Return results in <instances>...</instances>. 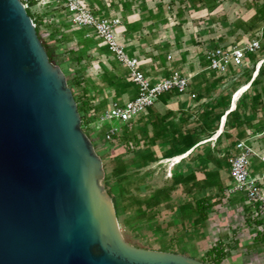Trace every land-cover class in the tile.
<instances>
[{"label":"rangeland","instance_id":"rangeland-1","mask_svg":"<svg viewBox=\"0 0 264 264\" xmlns=\"http://www.w3.org/2000/svg\"><path fill=\"white\" fill-rule=\"evenodd\" d=\"M89 2L95 8L96 13L114 15L120 20V36L123 37L124 42L126 41L127 46L135 48V52L141 59L149 54L152 58L165 59L170 63L169 66L178 65L182 74L190 76L192 89L197 94L196 99L183 104L189 113H187L186 124L180 123L183 115L176 117L175 122L172 121L173 119L165 120L160 132L163 137L156 139L154 131L147 127L149 124L143 123L140 117L131 127L133 131L130 130L136 135V145L122 143L119 145L123 147L121 153L113 155V152L108 151L113 143L106 142L104 132L111 127H118L119 121L113 119L87 122L88 119L91 120L89 114L95 113L94 117L97 119L109 104L120 102L112 97L115 91L106 89L109 84L106 72H110L104 69L107 67L110 70L106 64L107 61L102 57L96 59L97 54L94 47L80 48L79 43L75 41L77 35L74 28L76 27L57 25L56 22L59 19L53 15V12H46L45 15L40 16L51 6L34 7V9L41 10L38 16H32L38 21L41 41L45 42L48 50L52 52V63L61 68L66 76L67 84L69 82L72 85L69 88L73 94L80 96L85 86L90 94L88 98L91 99L94 96L91 102L93 111L86 113V123L81 124V128L92 141L96 153L102 158L107 176L111 174L118 162H122L129 171L135 174L142 175L149 172L151 176L147 181L152 184L155 190L153 194H155L159 188L163 189L165 184L173 183L168 173L170 168L174 169L175 173L184 174L190 170H210L209 172L215 177L210 181L211 183L224 180L227 186L222 193L230 199L237 196L228 194L231 186L227 180L226 155L223 154V150L229 148L231 144L238 141L237 138L243 135V138L239 140H248L257 153L255 159L260 158L264 162V131L253 132L251 129L264 116V25L262 23L264 21V0H89ZM124 27L127 28L125 36L122 33ZM255 34H261V49L255 54L248 55L250 63L247 66L230 69L225 74L212 73L204 69L205 64H202L201 54L205 48L246 42L254 38ZM167 56L171 59L168 60ZM99 59L104 62L103 65L97 63ZM152 62L153 60L147 61L146 65L150 67L149 64H154ZM260 64H263L261 69ZM118 69L125 76L122 80L128 84L126 71L122 67ZM259 70H261L257 77L259 83L247 88L236 99V105L240 100L242 103L234 113L233 119L237 122L241 120L243 122L241 127L225 131L222 127L225 122L223 123L222 119L230 110L234 95L246 82L254 79ZM152 73H155V70H152ZM78 79H81V85L76 87ZM93 88L99 92H95ZM206 123L209 124V128L218 124L211 138L221 130L222 135L219 142L215 138L206 143L210 139L206 140L209 130L207 127V131H204ZM190 130H193V133ZM188 133H191V144L197 143L199 146L194 153L185 158L186 151H181L184 152L181 153L180 150L184 149L185 136ZM226 135H230V138L225 137ZM208 144H210L209 148ZM119 146L115 149L120 148ZM150 156L155 157L156 160L160 159L159 162L145 164L143 167L139 165L141 158ZM165 157L168 159H163ZM175 158H178V161L172 163ZM204 158H208L209 161ZM114 185L115 180L110 181L108 189ZM131 187L133 188V185ZM189 188V183L177 184L171 192L173 202L190 204L195 197L185 194ZM210 192L217 193L215 189ZM149 193L145 191L138 194L141 203L147 200H144V196ZM197 198L201 197L198 195ZM142 206L143 209L145 205L142 204ZM158 209L155 210L157 214L155 217L167 220L170 212L161 210L157 213ZM221 209L217 207L215 212ZM137 210L135 205H130L124 211L120 208L118 222L122 235L130 244L141 248L152 247L153 244L145 241L147 240L145 237L148 236H145V233L147 234L149 229L146 225L142 226L144 224L141 221L136 220ZM216 216L218 217H213L214 221L211 223H218L220 230H225L229 222L231 223L235 218L232 213L228 216L218 213ZM211 223H208L209 226ZM247 227L245 224L241 226V230L246 233L244 238L248 242L245 247H241L240 241L238 243L233 239L235 235L232 231H226L228 235L225 240L228 243L221 242V244L226 246L228 256L226 255L221 264H264V226L255 228L258 230L255 243L252 241L251 233L248 235L250 230ZM207 240L209 242L210 239ZM216 242L217 240L207 243L206 248L210 249Z\"/></svg>","mask_w":264,"mask_h":264},{"label":"water","instance_id":"water-1","mask_svg":"<svg viewBox=\"0 0 264 264\" xmlns=\"http://www.w3.org/2000/svg\"><path fill=\"white\" fill-rule=\"evenodd\" d=\"M0 0V264H206L127 242L66 76Z\"/></svg>","mask_w":264,"mask_h":264},{"label":"crops","instance_id":"crops-1","mask_svg":"<svg viewBox=\"0 0 264 264\" xmlns=\"http://www.w3.org/2000/svg\"><path fill=\"white\" fill-rule=\"evenodd\" d=\"M53 15H55L57 17V19H59L58 22H56L57 25L60 24L63 26L64 25L65 26H71V24L69 23L68 19L65 16V14H63L61 12L60 13L55 12ZM104 15L106 17H109V18H116V16H114V15H109V16H107L106 14H104ZM120 26H118L115 30V32L118 36L119 43L125 47V50L127 51V53L130 56H134L140 61V64H141L140 70L143 73H145L146 76L150 77V79L152 81H157V80H160L162 78H166L170 74H172L173 72H179L182 74V72L178 68V65H176L174 67H172L171 65L169 66L170 63L165 61V59H163V58H152L149 54H147L146 57L141 59L140 56L137 55V53L135 52V48H133L131 46H127L126 41L124 42L123 37L120 36V34H121V32H119V29H121ZM74 30L76 31V35H77L76 40L75 39L74 40L77 43H79L78 45H80V48L90 49V48L94 47L96 54H97L96 59L102 57L107 61L106 64L108 65V67H110V70L107 67H104V69L106 71H110L109 73L106 72V75L108 74V78H107L108 81L110 80L109 78H112L110 80L112 83H110V86L108 85L106 87V89L110 90V91L113 90L112 92L115 91L113 93L112 97H114L115 100L118 99L120 101V102H118L119 104H123L124 102L133 99L137 94V88L130 82V80L128 78L127 70L113 60V57L109 53L107 47L101 42V40L97 37V35L93 32V30H91L87 27H81V28L76 27V28H74ZM82 30H84L83 33H82ZM126 32H127V28L124 27L123 32H122V33H124L123 34L124 36H125ZM254 38H252V39H254ZM252 39H250V40H252ZM240 43H242V42H240ZM233 45H235V44H233ZM215 46H218V45H215ZM205 51H206V48L202 51V54H201L202 64H205L204 69H206V66H207V63L204 59V52ZM150 60H153L154 64H149L150 65V67H149L148 65H146V63H147V61H150ZM97 63L99 65H103L104 62H102L99 59L97 61ZM119 67H122L126 71V75H127L128 80H129L128 84H125V81L122 80L125 76L123 73L120 72V70L118 69ZM111 70L113 73L111 72ZM152 70H155V73H152ZM162 71H165V72H162ZM182 75H184L187 78L190 77V76L189 77L187 76L188 74L183 73ZM257 77H258V75H257ZM257 77L254 79H257ZM254 79L252 78L250 81L246 82L245 84L250 83ZM190 81L191 80L189 78L187 92L182 93V94H179L177 92H169V93L162 94L161 96H159V98L155 102V104L152 107H150L145 114L140 116L143 119V123L149 124L147 127L154 131L153 134H155L156 139L163 137L160 132L163 129V123H165L164 122L165 120H172L173 119L172 121L175 122L176 117H180L181 115H183L181 120H180V123L182 125L187 123V115L189 113L187 112V110H185L183 104L197 98V94L192 89ZM117 82H119V84H116ZM93 90H95V92H99L95 88H93ZM110 105L111 104H109L103 110L107 109ZM174 106H176V108ZM230 112H232V111H230ZM228 113L229 112H227L224 115V117H226V115ZM224 124H223V127H224ZM220 134H217L215 137L210 138L208 141H206V143L213 141L215 138L217 140V138ZM155 138H154V140H155ZM189 145H191V135H189V133H188V135L185 136L184 149ZM192 150L193 149H190V150L186 149L185 150L186 153L184 154V157L186 158V157L190 156ZM181 151L182 150H180V152ZM223 151H224L223 154L228 153V155H229L230 148H226ZM182 153H184V152H182ZM228 155H226L225 161L227 160ZM163 159L167 160L168 158L165 157ZM159 160H156L155 157L153 158L152 156L143 157V158H141V160H140L141 164H139V165L156 163V162H159ZM215 169H217V168H215ZM250 169H251V172L253 175L258 174V173H264V162L262 160H260V158L255 159V157H254L250 160ZM172 171L175 172V170L172 168H170L168 170L169 175L172 173ZM209 171L210 170H204V171L190 170V171L186 172L185 174L182 172H177L178 174H182L184 177L188 176L189 174L195 175V179L198 182V189L196 191V194L192 197L197 198L198 195L200 197H210V199L214 202V206L211 209V212L208 214L207 219L205 221H202L199 219L198 214L193 215L191 213V209H189L190 204L175 203V202H173L172 199H170V201L160 203L158 205L159 209L156 208V209H158L157 213H159V211H161V210H168L170 212L168 219L163 220L161 218L155 217V214H156L155 210L156 209H154L152 211L151 215H149L150 217L152 216L151 221H148V222L147 221H141V223L144 224L142 226L146 225V227L149 229L148 233L147 234L145 233V236L148 235L145 237V238H147V240H145L146 243H148V244L151 243V245L152 244L154 245L152 247L150 246V247H143V248L150 249V250H158V251H166V252L183 254V255L198 259V260L203 262L204 261L203 259L205 257V253L207 250H209L208 248H206L207 243H209V242L212 243L216 240L223 242V243H228L225 240L227 238V235H228V232H226V231H229V232L232 231V233L235 235L233 239L236 242L238 241V243L240 241L241 247H245L248 244V242L246 241V238H244V236H246V233H244L241 230V226L243 224H245L246 227L248 226L247 228L250 231H252V232H250V231L248 232V235H249V233H251L250 235L252 237V241L253 242L257 241L256 235L258 234V230H256L255 228L258 227L256 225L258 223L252 222L249 220L248 208L245 205L243 199L240 197V199H242V200H240L239 197H237V196L230 199L228 196H225L222 193L223 191L221 192L219 190V185H220V187H222L224 189L225 186H227V184L224 182V180L222 182L211 183L210 181L212 179L214 180L215 177L213 176L214 174H211V172H209ZM226 171H227V180H228L230 186H232V182H231V178L229 175L227 164H226ZM137 172H138V169H137ZM216 175H217V173H216ZM150 176L151 175L149 172L142 174V175L137 174L139 184L140 185L143 184V185L139 186L138 189H136V190L134 189V193L136 194L138 192L136 194V195H138V194H141L142 192H145V191L150 192L149 194H146V196H144V200L149 199L152 196L153 192L155 191L152 188L153 187L152 184H150L149 181H147V179L150 178ZM171 181H173V180H171ZM160 189L161 188H159V190ZM213 189H215V191L217 192V193L214 192L216 194H213V192L209 193V191H212ZM204 192L206 194H204ZM139 199H140V196H139ZM217 207L220 209L222 208V209L215 212L216 211L215 208H217ZM141 210H145V208H143ZM218 213H220V215H224V216L225 215L228 216L229 214L232 213L235 217V218H233L231 223L229 222V224L225 230H220L218 228L219 227L218 223L217 224L211 223L214 221V220H212L213 217H218V216H216ZM137 214H138V216H140L141 211H138ZM208 223H211V226H209ZM263 223H264V221H261L260 224L263 225ZM214 225H216V226H214ZM240 231H241V233H240ZM184 233L186 235H184ZM241 237H243V238H241ZM208 238L210 239L209 242L207 240Z\"/></svg>","mask_w":264,"mask_h":264},{"label":"built area","instance_id":"built-area-1","mask_svg":"<svg viewBox=\"0 0 264 264\" xmlns=\"http://www.w3.org/2000/svg\"><path fill=\"white\" fill-rule=\"evenodd\" d=\"M20 1L25 10L30 11L32 15L38 16L41 13V10L34 9V7L51 6L44 10V14H40V16L45 15L46 12H62L71 26L87 27L93 30L107 47L113 60L127 70L130 82L137 88V94L133 99L123 104L111 103L107 109L100 113L95 122L116 119L120 123L118 127H111L104 132L105 140L119 136L124 128L130 130L134 122L145 114L162 94L187 92L189 78L179 72H173L168 77L157 81H152L150 77L146 76L140 70V61L136 57L130 56L118 41L115 30L120 26V20L96 13L89 0ZM34 26L36 25L34 24ZM260 49L261 34H256L254 39L247 42L207 48L204 52L206 69L214 73L225 74L230 69L245 67L250 63L248 55L255 54ZM167 59L170 60L171 57L167 56ZM254 157H257V153L248 140H238L230 148L227 164L232 186L228 189V194L241 197L248 208L249 219L252 222H257L264 221V173L252 174L250 160ZM261 226L263 227L264 223Z\"/></svg>","mask_w":264,"mask_h":264},{"label":"trees","instance_id":"trees-1","mask_svg":"<svg viewBox=\"0 0 264 264\" xmlns=\"http://www.w3.org/2000/svg\"><path fill=\"white\" fill-rule=\"evenodd\" d=\"M27 14L30 16V18L33 20V23L36 25L35 29H36L37 35L41 39V37L39 35V31H38V21H36V19L32 16V14L30 12H28V10H27ZM262 23L264 25V21ZM42 44H43V46L47 52L49 61L53 62L52 52L50 50H48L47 44L45 42H42ZM261 67H263V64L260 66V69H261ZM262 72H263V69H262ZM260 73H261V70H259L258 76L260 75ZM109 79L111 80L112 78H109ZM110 80L108 82L109 86H110V83H112ZM80 81H81V79L79 81H77V83L75 85L76 87L81 85ZM257 83H259V80L254 79L253 81L250 82V84H251L250 87L255 86ZM116 84H119V82H117ZM68 86L71 87L72 86L71 83L68 82ZM73 95H74V98H75L76 103H77L78 112L80 113V116H81V124L84 125L86 123V120H85L86 119L85 118L86 113L93 111V106H92L91 102L93 101L94 96H92L91 99L88 98L90 94H89L88 89L85 86L82 88L80 96H77L75 94H73ZM240 103H242L241 100L236 105V108L232 112H230L226 115V121L224 124L225 131H226V129L227 130L236 129V128L239 129V127H241L243 122L241 120H238V122H237L235 119H233L234 113L241 106ZM94 116H95V113H92L91 120L88 119L87 122H93V121L95 122L97 119ZM134 123H136V121ZM217 125L218 124L216 123L209 128V124L206 123V126H204L205 127L204 131L205 132L207 131V127L209 129L207 131L206 140L212 137L211 135L217 130ZM251 129L253 132H256V131L262 132L264 129V116L260 120H258V124L256 126H252ZM130 130H127L126 128H124L122 133L119 136H115L111 140H106V142L113 143L111 148L108 149V151L113 152L112 153L113 155H115V154L117 155V154L121 153V149L123 148L122 146H119L120 144L124 143V144L129 145L130 143H133L136 145V135L134 132H131V131H133V129L131 131ZM190 131H191V133H193V130H190ZM191 133L189 135H191ZM221 135L222 134H220L218 136L216 141L219 142ZM225 137L230 138V135H226ZM242 138H243V135H241L239 138H237V140L242 139ZM116 146H119L120 148L115 149ZM198 146H197V143L196 144L194 143V144L187 146L182 151H184L186 149H188V150L193 149L191 152V154H192L195 152V150L197 149ZM233 146H234V144H231L229 146V148H231ZM112 147H114V148H112ZM209 147H210V144H208V148ZM194 155L195 154H193V156ZM225 155H228V153ZM204 159L206 161L208 160V158H204ZM101 160H102V158H101ZM226 164H227V160H226ZM143 165L144 164H142V166ZM103 168H104V172L106 173V169H105L104 164H103ZM169 177L171 180H173L172 184L167 183L163 187V189L156 191V193L152 194V196L149 199H147L145 202L141 203V200L138 198L139 196L134 193V189L135 190L138 189V187L143 185V184H141V185L139 184L137 174L129 171L122 162H118V164L113 169L111 174L108 176L105 174V176H104L105 187H107V185L109 184L110 181L115 180V185L113 187L109 188L107 190V193L112 198L114 209L116 212V216L117 217L119 216L120 208L124 211L130 205L131 206L135 205L136 208L138 209L137 211H141L140 216H138V214H136V220L147 221V222L151 221L152 216L150 217L149 215H151L152 211L160 203L170 201L171 192H172L174 186L177 184H180V183H189L190 184V188L185 191V194L187 196L192 197L196 194V191L198 189V182L196 181L194 174H189L188 176L184 177L182 174H178V173H175L174 171H172V173L169 175ZM131 185H133V188L131 187ZM112 189H114V190H112ZM219 190L221 192L224 191V189L222 187H220V185H219ZM191 201L192 202L190 203V206H189V209H191V213L193 215L198 214L199 219L202 221H205L208 217V214L211 212V209L214 206V202L210 199V197L193 198ZM142 204L145 205L144 206L145 210H141L143 207ZM256 223H258V224H256L257 226L261 225L260 224L261 221H257ZM225 248H226L225 245L221 244L220 241H217L209 250L206 251L203 262L206 264H221L227 255Z\"/></svg>","mask_w":264,"mask_h":264},{"label":"bare ground","instance_id":"bare-ground-1","mask_svg":"<svg viewBox=\"0 0 264 264\" xmlns=\"http://www.w3.org/2000/svg\"><path fill=\"white\" fill-rule=\"evenodd\" d=\"M263 63V62H262ZM261 65V64H260ZM257 77V75L255 74V78ZM251 86V84L250 83H248V84H245L244 86H242V88H239V90L236 92V94L234 95V97H233V101H232V103H231V106H230V110L228 111L229 113H230V111H233L234 110V108H235V106H236V99L239 97V95L243 92V91H245L247 88H249ZM225 119H226V117H224L223 119H222V122L224 123L225 122ZM223 127V126H222ZM221 133V130H219L218 131V134H220ZM178 161V158L176 159H173L172 160V163H176Z\"/></svg>","mask_w":264,"mask_h":264}]
</instances>
